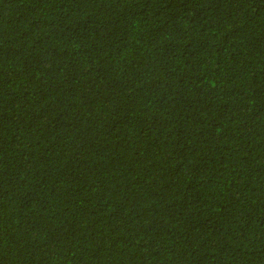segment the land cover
Instances as JSON below:
<instances>
[{"label":"trees","instance_id":"obj_1","mask_svg":"<svg viewBox=\"0 0 264 264\" xmlns=\"http://www.w3.org/2000/svg\"><path fill=\"white\" fill-rule=\"evenodd\" d=\"M0 264H264V0H0Z\"/></svg>","mask_w":264,"mask_h":264}]
</instances>
